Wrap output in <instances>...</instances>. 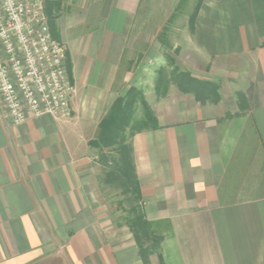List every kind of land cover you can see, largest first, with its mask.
I'll return each instance as SVG.
<instances>
[{"label": "crops", "instance_id": "crops-1", "mask_svg": "<svg viewBox=\"0 0 264 264\" xmlns=\"http://www.w3.org/2000/svg\"><path fill=\"white\" fill-rule=\"evenodd\" d=\"M141 1L63 2L56 24L76 87L69 116L17 126L0 100V264H143L86 168L89 142L129 86L125 54ZM183 49L177 63L218 82L221 100L180 92L156 101L159 128L132 140L163 264H264V0H207Z\"/></svg>", "mask_w": 264, "mask_h": 264}, {"label": "rangeland", "instance_id": "rangeland-1", "mask_svg": "<svg viewBox=\"0 0 264 264\" xmlns=\"http://www.w3.org/2000/svg\"><path fill=\"white\" fill-rule=\"evenodd\" d=\"M198 1H141L131 32L129 48L125 54L126 63L129 62L130 82L129 86L124 88V94L121 96L127 95L129 90L135 87L143 93L152 111L156 101H158L157 103H162L166 100L168 104L170 99L182 97L179 89L174 85L173 89L177 91V93L174 92V97L168 96L169 92L164 97L158 96L156 93V81L160 69H165L169 72L173 68L171 59H174L175 65L178 68L186 70L182 68L185 64L183 59H181V52H184L182 55L185 57V49L183 48L191 40L193 30L191 29L190 18L195 11ZM206 1H202L197 19L202 5ZM171 18L174 19L171 21ZM61 44L66 48L69 60L67 47L63 42ZM177 62L180 65L183 64L182 67ZM136 109L135 117H141L144 110L143 105L138 103ZM129 132L128 129L125 139L126 144L131 143L133 139ZM89 152L92 162L91 166L87 165L86 168L91 174V181L94 186L93 193L101 204L107 205L109 211H114L119 220L126 222L131 216L130 210L133 206L131 204L133 195L128 193V188L131 182H134L132 165L127 157L128 153L125 154L126 160L122 162L121 156L117 152L109 153L108 150H105L101 153L94 148H91ZM102 155L107 157V163L101 161ZM250 171L251 168L248 167L244 168L241 172L242 174H247ZM152 258L153 256L151 257V263Z\"/></svg>", "mask_w": 264, "mask_h": 264}, {"label": "built area", "instance_id": "built-area-1", "mask_svg": "<svg viewBox=\"0 0 264 264\" xmlns=\"http://www.w3.org/2000/svg\"><path fill=\"white\" fill-rule=\"evenodd\" d=\"M75 92L44 0H0V100L11 123L67 117Z\"/></svg>", "mask_w": 264, "mask_h": 264}, {"label": "trees", "instance_id": "trees-1", "mask_svg": "<svg viewBox=\"0 0 264 264\" xmlns=\"http://www.w3.org/2000/svg\"><path fill=\"white\" fill-rule=\"evenodd\" d=\"M65 0H44L45 12L49 20V26L52 36L59 41V32L56 21L62 10ZM203 0H199L193 15L190 18L191 29L194 30L198 12ZM175 17V16H172ZM174 18H171V21ZM171 59V58H170ZM173 68L167 72L160 69L156 81V93L158 96H166L172 85L176 86L183 94L193 95L195 100L203 105L212 103L217 104L221 100L220 84L216 81L201 80L192 75L187 70L178 68L174 59H171ZM67 68L71 78V64L67 58ZM238 106L241 111L248 108L247 100L243 92H237ZM143 105V115L135 117L137 104ZM158 120L155 113L150 109L149 104L144 98L143 93L135 87H132L127 95L117 98L111 106L109 112L104 117L99 126L97 137L89 142L91 148L109 153L117 152L121 156V161L126 160L125 154L132 165L134 182H131L128 193L133 195L131 204H133L130 217L125 224L133 234L134 240L138 246L139 256L143 264H152L151 257L157 255L159 264H163L160 254L161 244L164 237L153 230L152 224L147 220L142 203L140 185L136 177V168L134 161L133 142L126 144V134L134 138L143 131H152L158 129ZM133 140V139H132ZM107 157L102 155L101 161L107 163ZM122 171V170H120ZM135 205V206H134Z\"/></svg>", "mask_w": 264, "mask_h": 264}]
</instances>
